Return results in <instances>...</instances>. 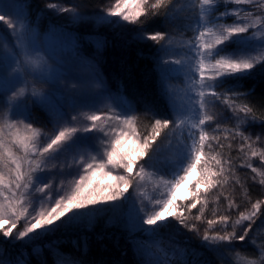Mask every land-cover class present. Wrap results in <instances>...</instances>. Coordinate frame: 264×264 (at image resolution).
<instances>
[{
  "label": "snow or ice",
  "instance_id": "snow-or-ice-1",
  "mask_svg": "<svg viewBox=\"0 0 264 264\" xmlns=\"http://www.w3.org/2000/svg\"><path fill=\"white\" fill-rule=\"evenodd\" d=\"M229 4L253 10L227 8ZM221 5L224 11H218ZM46 7L81 19L74 6L49 2ZM157 16L177 26L182 37L187 32L192 36L176 41L165 31L136 34L141 42L159 45L155 68L168 109L164 116L146 109L152 119L141 127L134 105L122 93L109 91L94 70L91 84L77 81L64 104L52 105L50 98L68 87L61 88L66 77L39 54L30 15L0 0V25L12 37L9 42L0 34V234L6 241L30 242L91 223L105 208L127 206L132 230L156 237L175 221L199 235L198 224H206L199 238L209 250L235 252L232 264H264V243L257 244L254 237L249 242L258 257L230 247L249 240L264 199L233 219L239 205L228 193L234 181L247 194L237 167L249 168L252 180L264 185V147L259 146L264 136L246 134L250 125H264V116L248 102L250 93L238 86L254 72L264 73V0H114L96 19L121 26ZM228 17L235 19L227 23ZM178 74L184 77L183 88L169 83ZM38 84L48 85V91ZM81 88L95 89V99L78 104ZM30 103L48 110L51 134L34 125ZM236 140L244 157L238 166L231 155ZM185 182L189 191L177 197ZM56 264L75 261L60 254Z\"/></svg>",
  "mask_w": 264,
  "mask_h": 264
},
{
  "label": "trees",
  "instance_id": "trees-1",
  "mask_svg": "<svg viewBox=\"0 0 264 264\" xmlns=\"http://www.w3.org/2000/svg\"><path fill=\"white\" fill-rule=\"evenodd\" d=\"M24 4V14L30 15L31 23L38 33V39L44 46V37L55 31L66 33L71 44L62 47L56 56L46 57L48 64L54 72L62 73L66 79L61 80V88L50 98L53 105L64 104L66 97L72 95V85L77 81L91 84L86 78L91 77L93 70L104 80L106 87L112 93H122L134 105L140 117L141 127L151 122V113L146 109H154L158 116L168 115V109L158 90L157 71L155 68L156 56L152 41L143 42L135 39L138 32L145 33L164 31L165 21L162 16L144 18L142 24H124L109 27V24L100 23L96 17L114 2V0H18ZM55 2L61 6H74L80 15V20H73L72 13H58L46 5ZM240 8L253 10L249 5H236ZM234 4L227 8H236ZM221 5L218 11H224ZM74 23L73 26H63L65 23ZM112 28V29H111ZM6 26H0L3 34L10 42L12 37ZM241 91L248 92V102L254 107L258 115L264 116V73L254 72L247 78L238 81ZM37 87L48 91V85L38 84ZM95 89L91 91L81 88L77 91L75 99L80 105H85L95 99ZM35 126L42 127L46 132H53L48 110L38 104L29 105ZM70 111V109H66ZM235 121L229 122L234 126ZM246 134L252 138L259 134L264 136V125L257 122L246 129ZM239 140L233 141L231 155L237 157V166L244 159L238 152L236 145ZM264 147V143L259 145ZM227 151V149H225ZM253 164L260 167L258 158L253 159ZM237 172L247 187V194L234 181L228 186V193L234 197L239 209L232 213L233 219L239 211L251 207V203L264 199V185L254 182L255 175L247 167H237ZM61 177L56 178L59 183ZM234 186V190H233ZM124 208H105L98 211L91 223L83 222L77 226L61 228L54 233L42 235L30 242L6 241L0 234V260L27 261V264H56L60 254L70 257L75 264H139L136 252L129 242L128 226L125 222ZM206 215L211 218V209L206 210ZM194 223H198L193 221ZM247 223V222H246ZM22 227V225L20 226ZM199 229L207 227L198 224ZM182 240L174 249L175 256L172 264H232L235 252L226 250L211 251L201 242H193V232L186 228ZM239 234H242L239 233ZM255 238L257 244L264 243V210L256 220L253 231L249 233V240L244 242L234 241L230 247L245 253L247 256L258 257L257 247L250 243ZM166 243V241H164ZM166 245L164 244V247ZM170 248V247H168ZM223 253V254H222Z\"/></svg>",
  "mask_w": 264,
  "mask_h": 264
},
{
  "label": "rangeland",
  "instance_id": "rangeland-1",
  "mask_svg": "<svg viewBox=\"0 0 264 264\" xmlns=\"http://www.w3.org/2000/svg\"><path fill=\"white\" fill-rule=\"evenodd\" d=\"M3 3L4 5H9V6L19 5L22 9L24 8V4L20 3L18 0H3ZM237 7L239 6H236V8ZM184 15H187V13H181V16ZM112 19H117V18H112ZM234 19H235L234 17H228L226 18L225 22L232 23ZM63 23H65V25L63 26L74 25V23H70V22H63ZM109 27H115V25L109 24ZM164 31L172 34L176 41L192 36L191 32H187L184 33L182 37L180 32L177 30V26L168 22H165ZM43 37H44L45 45L43 46L41 44V41L37 38L36 47L39 50V54L41 56H44L45 59L46 57H51V55L56 56L57 52L59 53L62 47L64 48L69 44H71V40H69V36L66 35V33L61 34L59 32L52 31ZM153 45L155 48V56L157 58L156 50L159 47V45L155 44L154 42ZM2 59H3V54L0 53V61H2ZM86 79L91 82V77H88ZM157 79H158V90L161 95V84L159 81L158 72H157ZM169 83L174 87L183 88L184 77L182 74H178L174 76V78H172ZM161 97L166 105V101L164 97L162 95ZM50 103L53 105V102L50 101ZM192 175L195 176L196 173H193ZM149 190H151V185H149ZM188 191H189V185L187 182H185L183 185H181L180 188L177 189L176 195L177 197H182ZM130 193L133 199H135L136 198L135 192H132V190H130ZM124 209L127 215V206H125ZM125 222L128 226L127 230L129 233V242L131 243L134 251L137 254L139 264H151V262L156 261L157 259L160 260L162 264L163 262H166V264H172L171 260L174 258L176 252L174 249L177 247L178 243H180V241L182 240L181 235L185 234V231L182 230L183 229L182 227H180L175 221H171L168 227H163L160 229L158 236L149 237L146 234L130 229V226L127 223V216ZM203 230L204 229H200L199 235L193 232L192 234L194 237L192 239L193 242L195 240L201 242L199 236L203 234ZM164 241H166V243H164ZM164 244L166 245L165 247Z\"/></svg>",
  "mask_w": 264,
  "mask_h": 264
}]
</instances>
